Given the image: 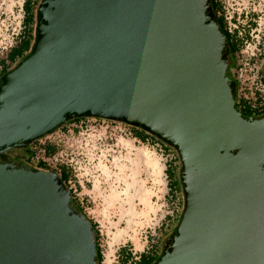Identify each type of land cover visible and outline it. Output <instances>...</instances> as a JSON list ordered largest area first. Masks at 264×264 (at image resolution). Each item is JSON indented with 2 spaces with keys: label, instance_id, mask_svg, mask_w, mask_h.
<instances>
[{
  "label": "water",
  "instance_id": "obj_1",
  "mask_svg": "<svg viewBox=\"0 0 264 264\" xmlns=\"http://www.w3.org/2000/svg\"><path fill=\"white\" fill-rule=\"evenodd\" d=\"M209 0H40L31 50L0 77V154L75 117L173 147L183 209L153 264H264V115L243 117ZM0 264H97L58 174L0 159Z\"/></svg>",
  "mask_w": 264,
  "mask_h": 264
},
{
  "label": "rangeland",
  "instance_id": "obj_2",
  "mask_svg": "<svg viewBox=\"0 0 264 264\" xmlns=\"http://www.w3.org/2000/svg\"><path fill=\"white\" fill-rule=\"evenodd\" d=\"M20 1L0 0L2 22L17 26ZM218 1L230 30L238 29L241 35L248 30L249 36L262 32L264 0ZM35 27L36 20L32 33ZM11 31L10 28L8 33ZM259 63L264 74V54ZM50 139L56 142V157L72 171L68 188L75 202L96 224L103 264H119L118 248L123 244L137 254L155 246L160 256L175 231L184 202L181 162L175 149L169 147L163 153L160 143L141 142L126 123L92 117L83 122H66ZM31 146L10 148L4 154L9 160L24 163V157L31 154ZM169 163L174 169L167 177ZM168 180L177 188L173 196Z\"/></svg>",
  "mask_w": 264,
  "mask_h": 264
},
{
  "label": "trees",
  "instance_id": "obj_3",
  "mask_svg": "<svg viewBox=\"0 0 264 264\" xmlns=\"http://www.w3.org/2000/svg\"><path fill=\"white\" fill-rule=\"evenodd\" d=\"M39 1L40 0H25L24 1L23 8H24L25 14H24V18H23V28H22L21 33L19 34V41H18V43H16L15 46H13L11 48V50L8 54V59L10 60L11 65L5 66V68L0 72V75H3V73L7 72L8 69L10 70L18 60H21L23 57H25L28 54V52L31 50L33 42H34V38H35L34 37L35 32L32 33V31H33L32 25H33L34 20H36V9H37V6L39 4ZM209 3H210V10H211L212 18L218 22L221 31L225 34L226 39L228 41V46L226 48L227 59H228V66H227V70H226V75L228 76V78H230V80L232 81V83L235 86V89L233 91L235 108L241 113V115L243 117H250V116L260 117V116L264 115L263 114L264 113V106L253 108L243 100H239V101L236 100L237 81L235 79V75L233 72L234 68L236 67L235 66L236 54L242 48L244 42L250 38L249 32L247 30L244 35H241L239 33L238 29L230 30L227 26V20L225 18L224 13H223L221 3L218 0H209ZM261 77L264 81V74L262 72H261ZM85 118H88V117L87 116L75 117V118L71 119V121H79V120L81 121ZM99 119H101V118H99ZM63 125L60 127H63ZM130 127H131V134L134 137H136L137 139H139L141 142H143V143H145V142H158V143H160L161 148L163 147V149H162L163 153L168 150L167 148L171 147V146L165 144L164 142H162L161 140L157 139L155 136H153V135L147 133L146 131L142 130L139 127H133V126H130ZM53 131H51V132H53ZM35 141H33V142H35ZM43 147H44L46 155H51V154L55 153V151L57 149L55 145H52L49 143L43 144ZM24 164L26 165V163H24ZM36 169L37 170H44V171L48 170V171L55 172L56 174L59 175V177L63 181L64 185L68 188V182L72 178V171L65 164H61L58 167L59 171L57 172L54 170H49L46 162L39 159L36 163ZM172 169H174V165L172 163H169L166 167L167 177H170L168 173H172L171 172ZM168 190H169V193L171 196H173V193L177 190L176 187H172L170 180H168ZM68 191H69L70 196H71L72 205L75 207L76 210L83 213L81 206H79L73 198L74 196L72 195V190L68 188ZM179 218H180V215L178 216L176 223H177ZM89 221H90L92 229L94 231V240H95L96 253H97V264H103L102 254H101L99 242H98V231L96 230V224L93 223L90 219H89ZM124 248H125V246H121L118 249V253L122 252ZM155 248H156L155 246H150L147 250L142 251L138 255V258H135L136 254H130L129 253V254H127V257H122L121 261H119V262L121 264H153V262L159 256L156 254ZM119 257H120V255H118V258Z\"/></svg>",
  "mask_w": 264,
  "mask_h": 264
},
{
  "label": "built area",
  "instance_id": "obj_4",
  "mask_svg": "<svg viewBox=\"0 0 264 264\" xmlns=\"http://www.w3.org/2000/svg\"><path fill=\"white\" fill-rule=\"evenodd\" d=\"M24 1L25 0H21L18 4L19 8L17 11L19 15L16 16L18 17V24L15 27H11V24H5L1 21L3 12L0 11V72L5 66L11 65L8 54L11 48L18 43L19 34L23 28V18L25 14L23 8ZM12 16L14 17L13 12ZM10 28L12 29L11 34L8 33ZM263 36L264 28L262 32H259L256 36L250 33V38L244 42L242 48L236 54V67L233 71L237 81L236 100H243L253 108L264 106V81L261 77V63H259V58L264 54ZM83 120H81V122H83ZM53 132L31 143V154L24 157V163H26L28 167L36 169V163L41 159L46 162L49 170L59 171L58 167L64 164V162L56 157V155H58L56 153L57 149L55 153L46 155L43 147V144L46 143L55 145L54 143L56 142L50 139Z\"/></svg>",
  "mask_w": 264,
  "mask_h": 264
},
{
  "label": "crops",
  "instance_id": "obj_5",
  "mask_svg": "<svg viewBox=\"0 0 264 264\" xmlns=\"http://www.w3.org/2000/svg\"><path fill=\"white\" fill-rule=\"evenodd\" d=\"M122 246H125V248L123 249L122 252H120V253L117 254V258H118V255H120V257L118 258V262L121 261V258H122V257H127V254H129V253H130V254H136L135 258H138V255H139L142 251H145V250H142L141 252H139V253L137 254V253L132 252V251H131V248H128L129 246H128L127 244H123ZM120 247H121V246H120ZM120 247H119V248H120ZM119 248H118V249H119ZM148 248H149V247H148ZM148 248H147V249H148ZM119 264H121V263L119 262Z\"/></svg>",
  "mask_w": 264,
  "mask_h": 264
},
{
  "label": "flooded vegetation",
  "instance_id": "obj_6",
  "mask_svg": "<svg viewBox=\"0 0 264 264\" xmlns=\"http://www.w3.org/2000/svg\"><path fill=\"white\" fill-rule=\"evenodd\" d=\"M5 155L4 153L0 154V159H2V156ZM6 156V155H5ZM7 158V157H6ZM17 161V160H15ZM19 162V161H18ZM23 163V162H22Z\"/></svg>",
  "mask_w": 264,
  "mask_h": 264
}]
</instances>
